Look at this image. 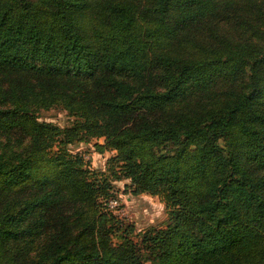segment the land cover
Here are the masks:
<instances>
[{
    "label": "trees",
    "instance_id": "trees-1",
    "mask_svg": "<svg viewBox=\"0 0 264 264\" xmlns=\"http://www.w3.org/2000/svg\"><path fill=\"white\" fill-rule=\"evenodd\" d=\"M0 264H264V0H0Z\"/></svg>",
    "mask_w": 264,
    "mask_h": 264
},
{
    "label": "rangeland",
    "instance_id": "rangeland-1",
    "mask_svg": "<svg viewBox=\"0 0 264 264\" xmlns=\"http://www.w3.org/2000/svg\"><path fill=\"white\" fill-rule=\"evenodd\" d=\"M39 118L51 121L60 126L70 125L74 116L69 114L66 109L60 105H53L48 108L39 110ZM103 141V137L91 138L90 141H80L75 143L71 150L73 153L78 152L85 156L88 162L87 166L95 171H103L110 176L108 158L115 152L113 150H105L98 152L93 146V142ZM162 151L165 148L161 149ZM112 187L110 192L116 205L113 212L125 223L133 224L134 236L149 227L164 226L167 221V212L163 201L157 196L147 192L133 193L126 184L129 180L126 178L119 180H111Z\"/></svg>",
    "mask_w": 264,
    "mask_h": 264
},
{
    "label": "built area",
    "instance_id": "built-area-1",
    "mask_svg": "<svg viewBox=\"0 0 264 264\" xmlns=\"http://www.w3.org/2000/svg\"><path fill=\"white\" fill-rule=\"evenodd\" d=\"M84 156V155H83ZM85 158V156H84ZM114 197L110 196L108 197V199L106 200V205L107 207L113 212V207L116 205V200L113 199ZM114 213V212H113Z\"/></svg>",
    "mask_w": 264,
    "mask_h": 264
}]
</instances>
